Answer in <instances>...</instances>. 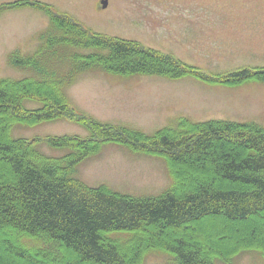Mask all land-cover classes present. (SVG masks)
<instances>
[{"label":"trees","instance_id":"16d2710c","mask_svg":"<svg viewBox=\"0 0 264 264\" xmlns=\"http://www.w3.org/2000/svg\"><path fill=\"white\" fill-rule=\"evenodd\" d=\"M50 17L32 54L9 55L30 72L0 79V264H145L164 252L174 264H233L241 253L264 255V126L181 118L153 135L78 112L67 94L83 73L192 76L209 84L264 83V67L209 74L140 41L98 33L52 4L17 0ZM85 50L86 52H82ZM38 101L31 109L26 101ZM69 119L91 133L28 139L17 126ZM67 149L50 156L41 144ZM105 143L159 156L172 181L160 195L136 197L75 176Z\"/></svg>","mask_w":264,"mask_h":264},{"label":"rangeland","instance_id":"374dc122","mask_svg":"<svg viewBox=\"0 0 264 264\" xmlns=\"http://www.w3.org/2000/svg\"><path fill=\"white\" fill-rule=\"evenodd\" d=\"M14 1L17 0H0V5ZM36 1L52 4L98 33L140 41L209 74L264 67V0H108L106 6L103 0ZM50 25V17L33 7L0 13V79H20L30 73L12 67L9 55L17 50L34 53L40 44L39 34ZM67 94L78 112L148 135L165 127H179L181 118L194 122H256L264 126L261 82L224 86L192 76L170 79L91 70L69 85ZM25 104L31 109L42 106L31 100ZM90 133L69 119L13 130L14 137L28 139L87 137ZM39 148L50 156L68 152L45 143ZM75 176L90 186L106 185L136 197L158 196L172 181L163 158L135 152L119 143H105L98 154L78 166ZM145 264H174V258L161 251L153 252ZM233 264H264V255L258 251L241 253Z\"/></svg>","mask_w":264,"mask_h":264},{"label":"water","instance_id":"95a60500","mask_svg":"<svg viewBox=\"0 0 264 264\" xmlns=\"http://www.w3.org/2000/svg\"><path fill=\"white\" fill-rule=\"evenodd\" d=\"M102 4H103V6H106L108 4V0H103Z\"/></svg>","mask_w":264,"mask_h":264}]
</instances>
